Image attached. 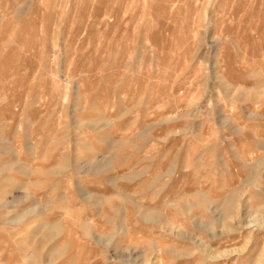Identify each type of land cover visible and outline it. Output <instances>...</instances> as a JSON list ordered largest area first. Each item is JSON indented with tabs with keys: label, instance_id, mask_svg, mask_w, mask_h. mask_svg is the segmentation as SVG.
<instances>
[{
	"label": "rangeland",
	"instance_id": "obj_1",
	"mask_svg": "<svg viewBox=\"0 0 264 264\" xmlns=\"http://www.w3.org/2000/svg\"><path fill=\"white\" fill-rule=\"evenodd\" d=\"M0 264H264V0H0Z\"/></svg>",
	"mask_w": 264,
	"mask_h": 264
},
{
	"label": "bare ground",
	"instance_id": "obj_2",
	"mask_svg": "<svg viewBox=\"0 0 264 264\" xmlns=\"http://www.w3.org/2000/svg\"><path fill=\"white\" fill-rule=\"evenodd\" d=\"M157 1H158V0H157ZM195 2H196V1H195ZM206 2H207V0H206ZM254 2H255V1H254ZM205 4H206V3H205ZM194 5H195V4H194ZM188 7H190V8H189V12H191V10H190V9H191V5H189ZM188 7H187V9H188ZM252 9H253V8H252ZM186 12H187V11H186ZM189 12H188V13H189ZM85 27H86V26H85ZM213 39H214V38H213ZM218 39H220V38H218ZM224 39H225V38H224ZM224 39H223V40H224ZM220 40H221V39H220ZM226 40H227V38H226ZM228 40H229V39H228ZM224 41H225V40H224ZM231 41H232V40H231ZM216 42H217V41H216ZM221 42H222V41H221ZM226 42H227V41H226ZM218 43H219V42H218ZM208 45H209V44H208ZM216 45H217V44H216ZM216 47H217V46H216ZM216 53H217V51H216ZM166 123H167V122H166ZM254 181H255V180H254ZM252 185H253V184H252ZM205 202H206V201H205ZM203 204H204V203H203ZM253 221H254V220H253ZM255 221H256V220H255ZM18 222H19V221H18ZM251 223L254 224V222H252V221H251ZM249 224H250V223H249ZM249 224H248V225H249ZM257 224H258V223H257ZM248 225H247V227H248ZM255 225H256V224H255ZM260 227H261V226H260ZM61 232H62V231H61ZM84 232H85V231H84ZM206 253H207V252H206ZM261 258H262V257H261ZM258 262H259V261H258Z\"/></svg>",
	"mask_w": 264,
	"mask_h": 264
}]
</instances>
